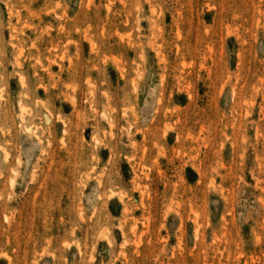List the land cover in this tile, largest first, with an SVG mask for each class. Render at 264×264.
<instances>
[{"label":"rangeland","instance_id":"1","mask_svg":"<svg viewBox=\"0 0 264 264\" xmlns=\"http://www.w3.org/2000/svg\"><path fill=\"white\" fill-rule=\"evenodd\" d=\"M0 264H264V0H0Z\"/></svg>","mask_w":264,"mask_h":264}]
</instances>
